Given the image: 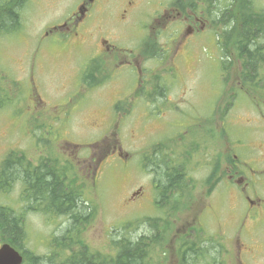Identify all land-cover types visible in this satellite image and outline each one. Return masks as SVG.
Wrapping results in <instances>:
<instances>
[{"label":"rangeland","instance_id":"1","mask_svg":"<svg viewBox=\"0 0 264 264\" xmlns=\"http://www.w3.org/2000/svg\"><path fill=\"white\" fill-rule=\"evenodd\" d=\"M161 1L165 6L168 5L169 0ZM163 3L157 6L158 11ZM20 10V23L11 31L13 33H0V89L5 90L0 91V95L6 93V104L0 107L1 168H4L3 162L9 153L23 161L27 160L28 164L32 162L40 165L50 160L54 162V166L63 167L68 173L69 187L76 190L79 201L88 207L86 211L94 212L80 236L97 255L111 253L113 241L117 239L134 240L141 235H149V224L158 223L166 225V232L163 234L165 260L162 264H177L173 235L193 219L195 208H200L203 204L205 207L199 216L203 227H199L195 234L192 233V237L208 241L206 245L212 248H208L206 256L213 257V260L206 258L195 261L197 264H264V220H253V223H246L242 229L240 223L244 220L247 202L239 195H231L229 187L223 186L221 190H216L218 193L215 191L209 196L201 197L205 189V173L193 175V187L186 196L181 197L186 207L178 205V209H181L178 213L163 212L168 208L167 203H157L159 198L156 192L153 194L152 188L145 195L131 197V192L138 187L144 186V191L151 187L152 176L139 168V150L143 141L140 140L141 133L147 129V125L149 124L150 140L165 139L166 136L177 135L181 131L188 138L196 139L198 136L192 122L200 115L209 116L214 109L221 95L217 79L220 64L222 60L229 58H221L215 52L213 37L197 39L180 53L178 62L183 60L180 65L183 78L192 79L187 83L188 87H183L181 74L166 78L170 86H175L170 89V94L175 95L179 91L177 87H183L185 97L194 103L193 106L185 99L176 101L175 106L181 111L176 114L168 111L169 101L157 103L154 107L152 103L147 106L144 102L131 99L136 77L135 73L126 70L123 72L126 84L120 96L126 98L127 103L122 104L120 111H117L113 110L115 99L108 98V88L90 90L89 96V88L85 89L87 86L82 82L81 74L75 73L76 70H83L90 54L82 53L80 48L73 49L75 53L68 52L66 41H59L52 34L42 39V46L35 53V90L33 89V85L25 78L30 64V58L26 55L40 40L42 28L49 18L48 5L46 6V0H34L26 2ZM130 30L135 32L134 35L140 32L138 27ZM37 33L40 34L32 37ZM161 33L166 34L167 31L161 30ZM166 35H163L162 40ZM94 59L96 69L100 62L105 61L102 57ZM53 88L57 96L49 94L53 92ZM248 104L235 103L230 116H227L233 122L230 125L233 137L246 142L250 134ZM101 106L108 108V115ZM89 110L94 111L89 113ZM122 110L127 112V120L119 135L120 147L131 158L123 161L115 153L110 154L108 175L105 170L95 182L87 164L74 160L75 167L70 166L65 157L64 141L79 146L77 153L80 156L87 155L89 144L100 142L110 132L114 121L118 119L115 112L121 113ZM93 113L98 118L97 122H102L104 118L107 121L100 126H87L91 123L90 116ZM180 148L181 146L177 147V150ZM239 150L245 154L243 148ZM262 179L264 180V176ZM228 185L232 186L230 183ZM32 201L24 193V185L20 179L13 183L8 192L0 193V205L7 206L16 213H24L27 251L36 255H49L53 249L50 245L51 238L63 234L69 226V220L67 216L33 210ZM1 242L0 238V244ZM161 248L156 247L154 250L157 252L156 257L162 256L163 251H159Z\"/></svg>","mask_w":264,"mask_h":264},{"label":"flooded vegetation","instance_id":"2","mask_svg":"<svg viewBox=\"0 0 264 264\" xmlns=\"http://www.w3.org/2000/svg\"><path fill=\"white\" fill-rule=\"evenodd\" d=\"M5 2L0 0V5ZM11 2L15 7L16 0H9L8 3ZM162 3L161 0H46L49 18L42 33L32 36L40 34V40L26 55L30 64L25 78L35 90V53L41 48L42 39L52 34L59 41H66L68 52L75 53L73 49L80 48L82 53L90 54L83 70H76L75 73L81 74L82 82L87 86L85 89L89 88V91L108 88V98L115 99L113 110L120 111L121 105L127 103L126 98L120 95L126 84L123 72L130 70L136 77L131 99L144 102L147 106L152 103L154 107L157 103L169 101L168 111L180 114L176 101L185 99L192 106L194 103L185 97L184 88L192 79L183 78L180 70L183 60L178 62V57L195 40L213 37L215 52L221 58H229L220 64L217 79L221 95L214 109L209 116L200 115L192 122L198 136L196 139L188 138L181 131L165 139L150 140L147 125L141 133L140 140L143 141L139 150V168L152 176L151 187L144 191V186H140L131 192V197L145 195L152 188L153 194L156 192L159 198L156 202H160L162 197L170 195L164 194V182L176 171L184 179L185 186L179 192L184 197L193 187V175L205 173V189L201 197L225 186L231 188V195H239L246 200L247 209L240 223L243 229L246 223L264 220V0H258L259 4L257 0H169L168 5L163 3L158 11L157 6ZM134 27L140 31L137 35L130 30ZM161 30H166L167 35ZM163 35L166 36L162 40ZM96 57L105 59L102 63L98 62V69L92 65ZM177 74H181L184 88L176 86L179 91L171 95L170 89L175 86H170L166 78ZM81 87L84 88V85L81 84ZM59 88L56 87V90ZM54 89L49 94L57 96ZM246 102L250 110L247 142L233 137L230 132L233 122L227 117L235 103ZM100 108L107 113V107ZM115 114L118 119L110 132L100 142L89 144L87 155L80 156L76 144L68 141L63 144L70 166L75 167L74 160L87 164L95 182L105 170L108 175L110 154L115 153L123 161L131 158L130 154L123 152L119 138L127 112L122 110ZM97 121L93 113L87 126H100L107 119L100 123ZM179 146L181 148L177 150ZM239 148H243L245 154ZM12 155L9 153L5 160ZM13 160L16 162V158ZM52 163L49 160L38 165L23 161L19 165V169L22 167L20 173H14L15 176L7 173L8 170L2 169L0 164V193L8 192L20 179L30 200H42L36 190L40 179L49 177L47 170L59 175L62 185H68V173ZM174 189L177 191L176 183ZM75 192L73 189L76 195ZM203 207L205 205L202 204L200 208H195L193 219L187 221L182 229H177L173 235L175 249L182 245V239H191L192 233L203 227V222H199ZM180 210L164 209L163 212L178 213ZM176 258L179 264L178 256Z\"/></svg>","mask_w":264,"mask_h":264},{"label":"trees","instance_id":"3","mask_svg":"<svg viewBox=\"0 0 264 264\" xmlns=\"http://www.w3.org/2000/svg\"><path fill=\"white\" fill-rule=\"evenodd\" d=\"M27 0H16L15 7L9 0L0 5V33H9L20 23V8L24 6ZM19 29V28H18ZM10 34V33H9ZM95 64V62H93ZM89 74H92L90 72ZM1 92L5 90L0 89ZM6 93L0 95V107L6 104ZM16 158V162H14ZM23 163L20 157L11 156L3 162V166L8 170L7 173L15 176L14 173H20L19 165ZM53 165V164H52ZM18 166V167H17ZM53 167V166H52ZM11 168H14L11 170ZM49 177H42L37 185V195L42 200H33L32 207L37 210H43L48 214L57 216H67L69 226L63 234L53 236L50 245L53 246L49 255H36L28 252L26 246V229L24 222V213H16L13 209L0 205V238L1 241L9 243L16 250L20 251L23 257L21 264H162L165 260V249L163 245L166 232V225L149 224L150 234L141 235L136 239L120 238L113 241L112 252L109 254L97 255L93 253L87 242L81 238L83 227L89 223L94 212H87L88 207L79 201V195L73 193V189L67 184L61 183L59 175L53 174L47 170ZM181 173L176 171L175 175H169L164 182V194L170 195L162 197L161 202H166V210L176 211L178 205L186 207V203L181 201L179 193L185 186L184 179H181ZM176 183L177 191L174 189ZM25 193V190H24ZM44 197V198H42ZM170 214V213H168ZM51 216V215H48ZM165 216H168L167 214ZM208 241L205 238L193 237L189 240L182 239V245L177 249L179 264H197L199 260L206 258L213 260V257H207L206 251L211 246L206 245ZM156 247H162V256L156 257ZM69 251L65 255V252ZM154 259V262H153ZM196 261V262H195Z\"/></svg>","mask_w":264,"mask_h":264},{"label":"water","instance_id":"4","mask_svg":"<svg viewBox=\"0 0 264 264\" xmlns=\"http://www.w3.org/2000/svg\"><path fill=\"white\" fill-rule=\"evenodd\" d=\"M22 254L9 243L3 242L0 245V264H21Z\"/></svg>","mask_w":264,"mask_h":264}]
</instances>
